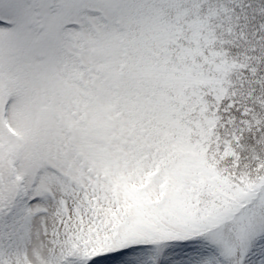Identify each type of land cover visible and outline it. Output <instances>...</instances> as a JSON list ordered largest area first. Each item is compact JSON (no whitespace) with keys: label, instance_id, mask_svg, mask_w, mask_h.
Returning a JSON list of instances; mask_svg holds the SVG:
<instances>
[{"label":"snow or ice","instance_id":"6c2138e0","mask_svg":"<svg viewBox=\"0 0 264 264\" xmlns=\"http://www.w3.org/2000/svg\"><path fill=\"white\" fill-rule=\"evenodd\" d=\"M0 264H264V0H0Z\"/></svg>","mask_w":264,"mask_h":264}]
</instances>
